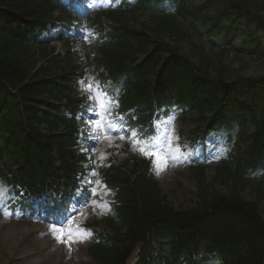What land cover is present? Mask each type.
Returning a JSON list of instances; mask_svg holds the SVG:
<instances>
[{"label":"trees","instance_id":"obj_1","mask_svg":"<svg viewBox=\"0 0 264 264\" xmlns=\"http://www.w3.org/2000/svg\"><path fill=\"white\" fill-rule=\"evenodd\" d=\"M178 1L106 14L114 30L96 61L125 83V105L138 98L150 109L176 100L194 111L186 115L196 126L231 133L236 122L245 134L238 132L233 158L217 166L211 181L205 167L194 169L198 198L187 209L163 195L145 159L134 156L137 173L113 166L106 179L120 201L106 218L109 231L88 249L92 264H127L136 249L134 264H264V177L255 182L249 173L264 171V75L235 76L222 61L231 52L264 57V0H199L197 8L188 2L174 15L159 10ZM57 7L56 0H0V159L9 157L8 170L34 189L54 182L68 189L84 160L70 148L76 122L63 110L74 114L77 104L71 54L44 49L38 37ZM197 23L209 29L194 39ZM232 27L248 48L210 38ZM250 183L253 200L241 193Z\"/></svg>","mask_w":264,"mask_h":264},{"label":"rangeland","instance_id":"obj_2","mask_svg":"<svg viewBox=\"0 0 264 264\" xmlns=\"http://www.w3.org/2000/svg\"><path fill=\"white\" fill-rule=\"evenodd\" d=\"M100 4L101 2L99 0H82L76 5L82 10L87 7L86 12L93 13L100 7ZM80 38L82 40L88 39L86 42L88 47L82 45L80 42L76 43L75 49L78 52L76 63L85 64L88 51H94V47L90 46V43L94 42L96 35L89 32L84 33L82 30ZM217 40L220 42L221 38L218 37ZM237 43H241V40L238 39ZM54 46L57 50H62L64 45H62V43H55ZM80 49L81 51H79ZM226 59L228 64L233 65L235 68L239 67L242 74H264V59L248 58L243 65L241 64V61L236 60L233 56ZM78 84L80 95H86L89 93L91 107L89 113H102L105 121L114 120L115 117L112 116L117 113L116 107L113 108L110 106L111 115H109L107 112H104V108L100 106L101 104H104L105 101L101 99L99 103L97 102L96 98L100 94V89L97 86L98 81L94 72L89 71L86 74L85 79L79 80ZM89 85H91V88H89ZM88 115L89 114L86 116ZM99 118L100 117L96 115L92 119L95 121ZM93 121H88L86 124L84 123V125L88 126L92 124ZM108 135L110 139L113 138V141L109 142L107 146L105 144L106 142L102 143L101 146L97 148L98 155L100 150L104 151L106 149L105 147H107L108 152H106V158L112 155L116 158L115 160L117 163L126 162L128 160V153L122 139H119L118 136H111L110 131L108 132ZM214 145L215 147L218 146L219 141H215ZM193 152L195 155H198V152L187 142L184 146H179L177 151L179 161L176 163L170 162V167H168L166 171L161 172L159 175L156 174L164 192L169 196L170 200L176 207L182 205V207L189 208L193 205L192 199L195 198L196 181L190 176V171L187 167L188 161L194 156ZM217 153H219L217 150L210 151L211 160L210 167L207 169L208 177H212L214 174L213 168L216 166V162L213 156ZM99 158H101L100 155L97 159ZM129 167L131 168V163L129 164ZM244 195L249 198L252 197V194L248 191H245ZM103 198L104 200L93 208L79 209L77 213L72 216V221L63 226L62 229L61 226H58L57 228L49 226L45 227L47 229H52V231L48 233H44L45 230L41 228L44 227L42 225L40 227L38 224H32L28 221L9 220L8 215H5V211L0 213V264H92L89 257L86 256L89 242L86 239V233L81 228V225L93 217H96L97 219H102L104 217L110 207L107 201L112 199L113 196L109 192H105ZM261 208L264 216V202L262 203ZM77 226H79V231H76ZM69 228L73 229V235L75 237H83L82 243L78 242L71 245V252L69 251L68 246L59 243L54 235V232L60 230L66 232ZM37 253L41 254L37 255ZM135 260L136 255L132 257L129 264L134 263Z\"/></svg>","mask_w":264,"mask_h":264},{"label":"snow or ice","instance_id":"obj_3","mask_svg":"<svg viewBox=\"0 0 264 264\" xmlns=\"http://www.w3.org/2000/svg\"><path fill=\"white\" fill-rule=\"evenodd\" d=\"M91 88V85H89ZM99 103L101 99L105 101L104 104H101L104 108V111L111 115L110 106L115 105L118 107V101L114 97H107L103 91H100L99 96L96 98ZM99 119H96L92 122L91 127H93L96 132L94 136H90L89 139L100 140L102 138H109L108 132L113 129L118 128L117 136L119 139H125V136L120 135V132L124 131V124L118 123L123 122L125 118L123 116L118 117V122H114V120L105 121L102 113H96ZM115 119V118H114ZM164 128H160L159 124H154L151 127L150 132H144L141 129L137 132L135 129L132 130L131 135L128 137L132 150L139 152L141 155H144L146 158H149L153 161L154 167L156 168V174L159 175L161 172L166 171L170 161L178 159L179 157L168 153L167 149L169 144L171 143V137L174 133L173 127V119H168L163 122ZM107 130V131H106ZM102 134V135H101ZM163 136V147L155 141L159 139V135ZM178 140V137L176 138ZM103 158V157H102ZM95 175V173H93ZM95 191V189L93 190ZM5 215H11L10 213H5ZM72 220L69 217L68 221L65 223H70ZM63 225H61V229ZM76 231H79V226H77ZM54 235L59 243H63L68 246L69 251L71 252V245L73 243H82L83 237H75L73 235V229L69 228L66 232L63 230L54 232Z\"/></svg>","mask_w":264,"mask_h":264}]
</instances>
